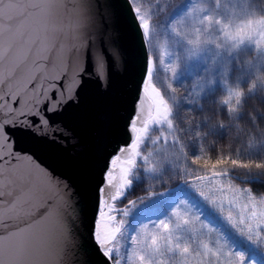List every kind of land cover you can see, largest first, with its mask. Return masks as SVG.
<instances>
[{
    "label": "water",
    "instance_id": "95a60500",
    "mask_svg": "<svg viewBox=\"0 0 264 264\" xmlns=\"http://www.w3.org/2000/svg\"><path fill=\"white\" fill-rule=\"evenodd\" d=\"M9 3L17 7L7 14L0 13V121L15 118L20 112L39 120L36 110L45 106L49 109L46 115L61 119L50 111L52 101L48 97L59 99L57 52L74 42L82 0H0V8ZM100 3L103 22L123 52V63L113 71L112 88L103 95L94 85L85 86L80 109L63 117L75 140L69 139L65 145L49 136L45 143L33 147L44 164L87 185L91 198L86 214L79 220L69 215L65 224L56 211L57 190L46 183L42 173L15 157L14 162L0 164V239L4 240L0 264H112L93 235L102 207L95 189L103 186L101 173L106 168L116 174L113 183H119L120 165L129 156L120 149L131 145L137 134L132 122L136 121V128L143 127L152 113V102L142 88L148 49L131 1ZM42 41L54 51L42 52ZM139 98L145 100L142 107ZM115 156L121 159L113 166ZM220 177L248 180L230 173L215 177L209 174L182 181L178 187ZM104 199L112 203L107 196ZM48 201L53 205L51 214L37 218L36 207L43 208ZM20 229L26 230L22 240L10 236Z\"/></svg>",
    "mask_w": 264,
    "mask_h": 264
},
{
    "label": "rangeland",
    "instance_id": "374dc122",
    "mask_svg": "<svg viewBox=\"0 0 264 264\" xmlns=\"http://www.w3.org/2000/svg\"><path fill=\"white\" fill-rule=\"evenodd\" d=\"M130 1L137 17H142L149 23L150 35L146 44L148 59L154 61L152 84L173 108L171 130L166 125L152 126L145 134L141 132L142 127L136 128V137H142L138 150L141 152L146 143L152 145L154 138L163 134L164 140L167 141L164 143L166 148L161 152L158 151L159 153L148 152L145 155V158L150 160V167L158 169L160 174L169 167L181 168L186 172L201 154L204 147L203 139L216 132L213 120L210 121L207 117L209 109L228 107L223 102L228 97L230 88L238 87L242 96H245L264 87L262 77L264 28L256 25V21L264 20V0ZM200 8L207 9L206 14L212 17L213 23L200 22L205 15L199 11ZM182 13L189 14H185L180 22H176V18ZM216 20L220 23L216 24ZM249 21H252L255 27L250 35H244L242 41L240 38H230ZM176 32L181 33V37H177ZM197 35L201 40L200 49L194 58L188 59L189 50L192 48L188 40H195ZM174 66L177 73L175 77L173 76ZM209 81L212 83L209 84ZM143 90L148 97L151 95V89L143 88ZM234 102L233 97L231 105ZM191 112L198 114V117L201 116L200 127H195L193 120L187 118ZM151 114H155L153 107ZM176 140H179V143H176ZM141 155L136 157L137 166L134 171L142 164L144 168H147L145 160L142 162ZM117 157L119 156H115L114 159ZM120 166L128 167L127 160ZM118 174L120 175V170ZM184 176L187 175L184 174ZM114 177H116L115 173H113V180ZM179 189L182 192H177L175 195L187 194V208L183 206L173 208V211H179V216H174L171 212L168 215L171 225L180 223L187 229L181 235L182 240H187L190 252L184 257L178 253L156 257V264H161L162 261H166V264H238L234 256L236 249H243L254 257L248 261V264H264V232H261L259 236L255 235L257 229L253 223L254 231L252 239L249 240L247 224H240L241 215L243 214L247 219L253 210V204L248 201L250 194L247 190L231 185L229 181L215 178L197 181L193 186H181ZM232 189L239 191H232ZM201 191L204 196H201ZM205 196L209 199L206 200ZM252 198L259 215L261 211H264V197L252 196ZM122 200L123 198L113 202L114 206L122 207L120 206ZM147 202V198H144V203ZM170 206H172V200L168 199L167 204L155 209L144 208L138 204L140 212L134 209L133 214L127 218L123 217V211L117 212L115 214L117 222L119 219L128 221L125 225L127 235L118 234L117 240L109 246L113 248L114 259H110L112 264H115V259H119L121 264H129L127 257L133 255V248L139 250L143 247L139 243L133 245L130 239V236L135 234L133 229L140 232L141 226L147 222L149 235L146 238L150 239V233L154 231L151 221L162 217L164 211ZM195 216H199L200 220L195 221ZM229 217H232L237 227H233ZM185 220L189 221L187 225L184 224ZM202 224H207L208 227H202ZM239 229H243V234ZM163 234L166 235V233ZM141 238H145L143 233ZM204 244H207L211 251L205 253ZM117 248L119 255L116 253ZM213 252L215 255H212ZM133 264H140L136 256H133Z\"/></svg>",
    "mask_w": 264,
    "mask_h": 264
},
{
    "label": "snow or ice",
    "instance_id": "6c2138e0",
    "mask_svg": "<svg viewBox=\"0 0 264 264\" xmlns=\"http://www.w3.org/2000/svg\"><path fill=\"white\" fill-rule=\"evenodd\" d=\"M14 4H6L3 8H0V13L7 14L10 10L16 8ZM102 5L100 0H82L81 10L77 22V31L74 37V42L69 46H61L57 52V65L58 71L61 77L60 84L56 87L59 88L60 96L57 99L56 96L50 95L48 98L52 101V108L50 111L53 115L61 117V119L53 120V116L46 115L49 111L47 106L36 110V115L40 117L39 120L29 119L24 112H20L15 118H3L0 121V164L7 165L10 161H13V157L16 159L26 160L30 166L35 170H38L43 174L46 183L49 186H53L59 195V204L56 209L62 222L68 223V216L70 215L74 219H81L87 210L89 200L91 198V192L87 185L74 179L72 176L63 174L56 171L54 168L47 166L39 158V156L33 151V147L38 144L45 143L49 136L54 141H60L65 145H68L69 139L75 140V134L72 129L64 122L63 117L66 114H74L77 112L82 103L81 93L85 90V86L88 84L94 85L97 92L106 95L113 85V71L118 64L123 63V52L121 48L113 41L108 28L103 22V17L100 12ZM109 7V5H105ZM138 12V9L136 10ZM200 12L205 13L201 19V23H213L211 16L207 15V9L200 8ZM185 14L182 13L176 18V22H180ZM140 23L138 28L142 30V38L147 41L149 39V23L146 19L138 17ZM216 24L220 21L216 20ZM256 25L264 28V20L256 21ZM174 30V29H173ZM255 30L252 21L240 30H238L234 36L230 38H240L243 40L244 35H250ZM206 31V29H205ZM177 37H181V33L176 32ZM179 42V41H177ZM188 44L192 45L189 50L188 59H192L197 55L201 46V40L197 35L195 40L189 39ZM42 52H51L54 49L50 48L46 42H41ZM145 72L146 79L142 80L144 89H151V95L148 97L152 100V107L155 109V114L150 113L149 119L143 122L141 132L147 133L152 126L163 127L167 126L169 130L173 127V121L171 119L173 115V108L169 101L161 94V92L152 84V74L154 70V61L147 59ZM177 75L175 66L173 67V76ZM212 82L209 81V84ZM235 98V102L238 105L241 101L242 93L239 88L229 89L228 97L224 100V104L228 106V111L235 112L236 108L231 105V100ZM173 99H175L173 97ZM139 105L142 107L145 103L144 98L138 99ZM133 131H136V121L132 122ZM9 126L11 130H9ZM170 134V133H169ZM142 142V137H134L132 143L127 148H121V153H129L127 158L128 167L120 169L119 183H113V170L107 169L101 173V184L97 185L95 191L98 193L97 199L100 208V218L95 221L94 239L103 250L105 257L114 259L112 256L113 248L109 247L113 242L117 240V235H127L125 231V225L128 223L126 219H119L117 222V216L111 213L116 209L113 207L109 200L104 199L107 196L112 202H115L122 198H127L133 183H134V169L137 166L136 157L140 155L139 144ZM179 143V140L175 141ZM183 151V148H181ZM120 157L112 160V165L115 166ZM226 161L218 160L216 164L212 165L213 169H216L217 164H223ZM233 166L250 169L252 167L249 163H238L237 160H231ZM255 167L264 174V163H256ZM145 171L153 176H159L160 172L154 167H148ZM212 175L220 176L227 175V172L223 170L213 171ZM211 182V181H210ZM112 189V190H110ZM232 191H239L232 189ZM177 192H182L179 187L176 189H170L167 192H156L153 196L147 197V203H144V198H138L137 200L130 201V204L123 209L122 215L127 218L133 214V210L140 212V208L137 207L141 204L144 208H158L168 203V199L172 200V206L168 207L164 211L162 217H157L156 220L151 221V226L154 231L150 233L151 238L147 239L149 235V224L146 222L141 226L140 232L130 236L133 245L137 243L142 244L143 247L139 250L133 248V255L127 257L129 264H133V256H136L140 264H156V257L171 256L179 254L184 257L190 252V247L187 240H182V233L187 231L180 223L175 225L170 224L169 212L174 216H179V211H173V208H179L183 206L187 208L188 200L187 194L176 196ZM201 196L204 193L201 191ZM168 198V199H165ZM206 200L209 197H204ZM249 203L253 204V210L251 216L247 219L244 215H241L240 224H247L249 240L252 239L253 223L256 226L257 231L255 235L259 236L261 232H264V211H261L259 215L255 210V201L252 196H248ZM213 204L215 202L213 201ZM53 207L52 202L48 201L43 208L36 207V217L50 215V209ZM108 208V212L104 211V208ZM254 218V219H253ZM195 221H199L200 217L195 216ZM229 221L233 227H237L236 222L229 217ZM188 220L184 221L187 225ZM202 227H208L207 224H202ZM25 229H20L18 232L11 233L10 236L14 239L22 240ZM243 234V229H239ZM144 234L145 238H141V234ZM163 233H166L164 235ZM205 253L211 251L207 244L203 245ZM4 248V240L0 239V251ZM117 255H119V249H116ZM142 253V254H141ZM212 255H215L213 252ZM234 256L238 261V264H248V261L254 259L247 251L243 249H236ZM115 264H121L119 259H115ZM161 264H166V261H162Z\"/></svg>",
    "mask_w": 264,
    "mask_h": 264
},
{
    "label": "trees",
    "instance_id": "16d2710c",
    "mask_svg": "<svg viewBox=\"0 0 264 264\" xmlns=\"http://www.w3.org/2000/svg\"><path fill=\"white\" fill-rule=\"evenodd\" d=\"M262 77L264 80V72ZM232 106L236 108V111L231 113L228 107L209 109L207 117L210 121L213 120L216 132L203 139L204 147L201 154L194 160L188 171L169 167L155 177L145 171L146 167L144 168L143 164L139 165L134 171L133 186L127 198H123L120 202V206H124L132 199L137 200L142 195L176 189L186 179L209 175L218 170L248 180L242 182L230 177L215 178L216 180L229 181V184L247 190L255 198L264 197V174L255 167L256 163H264V87L261 90H255L253 94L242 96L240 103L237 105L234 102ZM187 118L193 120L195 127L201 126V116L198 117V114L191 112ZM164 139L163 134L158 135V138H154L152 145L146 143L147 145L145 144L142 148L140 155L142 154V162L145 160L147 168L151 164L145 155L148 152L156 154L158 151H163L166 148L164 143L167 142ZM218 160L226 162L217 164L216 169H213L212 165ZM231 160H237L238 163H249L252 167L250 169L236 167L232 165ZM194 183L196 182H190L184 187L193 186Z\"/></svg>",
    "mask_w": 264,
    "mask_h": 264
},
{
    "label": "bare ground",
    "instance_id": "6f19581e",
    "mask_svg": "<svg viewBox=\"0 0 264 264\" xmlns=\"http://www.w3.org/2000/svg\"><path fill=\"white\" fill-rule=\"evenodd\" d=\"M146 79V78H145ZM115 179V178H114ZM131 201V200H130ZM130 201L127 203V204H125L124 206H122V207H127L128 206V204L130 203ZM112 204H113V202H112ZM118 208H121V207H118ZM112 214H116V212H112ZM99 217H100V215H99ZM99 217H98V219H99ZM217 243H219V242H217Z\"/></svg>",
    "mask_w": 264,
    "mask_h": 264
},
{
    "label": "flooded vegetation",
    "instance_id": "af4514ba",
    "mask_svg": "<svg viewBox=\"0 0 264 264\" xmlns=\"http://www.w3.org/2000/svg\"><path fill=\"white\" fill-rule=\"evenodd\" d=\"M114 178H115V177H114ZM113 207L116 208V207L114 206V204H113ZM111 214H112V213H111ZM113 215H115V214H113Z\"/></svg>",
    "mask_w": 264,
    "mask_h": 264
}]
</instances>
